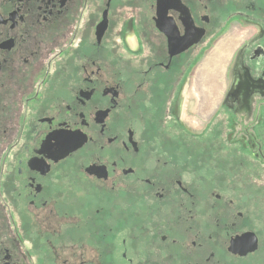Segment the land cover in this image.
Returning a JSON list of instances; mask_svg holds the SVG:
<instances>
[{"label":"flooded vegetation","instance_id":"obj_1","mask_svg":"<svg viewBox=\"0 0 264 264\" xmlns=\"http://www.w3.org/2000/svg\"><path fill=\"white\" fill-rule=\"evenodd\" d=\"M0 264H264V0H0Z\"/></svg>","mask_w":264,"mask_h":264},{"label":"rangeland","instance_id":"obj_2","mask_svg":"<svg viewBox=\"0 0 264 264\" xmlns=\"http://www.w3.org/2000/svg\"><path fill=\"white\" fill-rule=\"evenodd\" d=\"M224 43H226V38L222 42H219L218 43V47H216L213 50V51H215V53H214L215 59H214V62H213V58H212V61H211L212 64L211 65H213V63L215 64V67H214L215 71L212 70V73L215 72V73H213V75L216 76V77H221L224 74V62H225V59H224V57L222 55L223 54L222 53L223 52V48H224L223 45H225ZM213 51H212V53H213ZM215 54H217V56ZM207 67H209V66H207ZM212 73L206 74L205 71H204V73L202 75H204V76L205 75L206 76H213ZM217 85H218V87H221L220 83H218ZM218 89H219L218 92H220V88H218Z\"/></svg>","mask_w":264,"mask_h":264}]
</instances>
